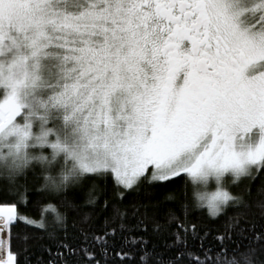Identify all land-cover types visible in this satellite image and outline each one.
Returning a JSON list of instances; mask_svg holds the SVG:
<instances>
[{"label": "snow or ice", "instance_id": "1", "mask_svg": "<svg viewBox=\"0 0 264 264\" xmlns=\"http://www.w3.org/2000/svg\"><path fill=\"white\" fill-rule=\"evenodd\" d=\"M0 159V264H264V0H0Z\"/></svg>", "mask_w": 264, "mask_h": 264}, {"label": "clouds", "instance_id": "2", "mask_svg": "<svg viewBox=\"0 0 264 264\" xmlns=\"http://www.w3.org/2000/svg\"><path fill=\"white\" fill-rule=\"evenodd\" d=\"M9 168L10 165L6 164L3 159H0V181L10 178ZM221 183L222 178L218 180L214 174L188 177V184L192 189L193 201L197 205H203L206 202V200L201 199V197L211 195V193L216 190L215 188L211 187V185L216 184L217 186H219ZM49 212L53 220L56 219L57 215H62L61 210L59 208H56L54 205L49 208Z\"/></svg>", "mask_w": 264, "mask_h": 264}, {"label": "trees", "instance_id": "3", "mask_svg": "<svg viewBox=\"0 0 264 264\" xmlns=\"http://www.w3.org/2000/svg\"><path fill=\"white\" fill-rule=\"evenodd\" d=\"M161 195H163V192H161Z\"/></svg>", "mask_w": 264, "mask_h": 264}]
</instances>
